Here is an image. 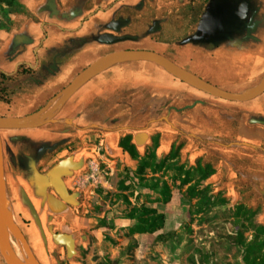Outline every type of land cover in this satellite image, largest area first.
Here are the masks:
<instances>
[{
  "label": "rangeland",
  "instance_id": "1",
  "mask_svg": "<svg viewBox=\"0 0 264 264\" xmlns=\"http://www.w3.org/2000/svg\"><path fill=\"white\" fill-rule=\"evenodd\" d=\"M165 1L168 3L148 4L134 18L132 27L138 24L141 40L151 36L179 44L195 34L201 17L195 24L192 13L206 0ZM32 15L23 0H0V31L16 28ZM250 21L245 20V24ZM245 24L219 41L241 32ZM206 42L202 43L210 44ZM254 60L260 61L259 57ZM232 70V77H245L254 83L260 69L258 62L253 65L251 77H243L239 69ZM35 73L10 84L12 101L0 102V116L11 113L13 98H23L30 88L26 80ZM213 98L229 105L244 104ZM239 112L223 118L226 123L221 122L215 137L189 134L165 121L159 125L147 111L134 118L127 113L116 117L114 112L112 119L100 126L75 125L71 119L40 127L34 136L42 141L40 146L34 144L32 149L29 144H20L21 149L31 152L22 164L25 174L13 180L14 168L8 165L7 215L20 227L28 245L14 226L7 228V240L22 258L29 259L30 250L41 264H264V144L239 137ZM64 114L65 110L57 118L64 119ZM144 127L151 134L139 147L133 130ZM34 130L2 129L1 134L9 146L12 133ZM128 134L137 147L133 157L120 146ZM65 158L79 163L64 177L74 203L63 200L49 178L50 170ZM156 180L167 182L169 199L161 193V185L157 189L146 185ZM16 183L34 200V212H20L14 207ZM41 184L47 189L46 196L52 194L60 204L49 206L44 214L37 196ZM147 208L164 213L163 227L154 232L133 231L136 217ZM56 234L67 235L71 247L57 242Z\"/></svg>",
  "mask_w": 264,
  "mask_h": 264
},
{
  "label": "crops",
  "instance_id": "2",
  "mask_svg": "<svg viewBox=\"0 0 264 264\" xmlns=\"http://www.w3.org/2000/svg\"><path fill=\"white\" fill-rule=\"evenodd\" d=\"M246 1L249 4L246 20L251 21L241 32L222 42L205 44L190 36L178 44L153 40L151 36L141 40L138 24L132 27L143 7L168 3L165 0H23L33 15L16 28L0 31V68L15 72L21 62H27L37 71L27 78L30 88L23 98H13L11 108L15 110L6 116L24 118L39 112L51 105L91 62L124 48L155 50L222 88L248 90L264 75V0ZM158 26L154 24L155 28ZM253 57H259L260 61L253 62ZM257 62L260 70L256 81L244 80V76H252L251 70ZM230 66L239 69L244 79L229 75L235 72ZM213 97L153 62L131 60L97 72L66 103L61 112L65 110L67 117L58 118L55 125L72 119L75 125L100 126L109 122L114 112L116 117L127 113L134 118L147 111L148 117L160 122L159 125L166 124L165 121L189 134L215 137L223 118L240 111L239 137L260 146L264 144V93L243 106L214 101ZM34 129L37 130L12 133L9 146L3 140L7 183L8 165L14 168L13 180L25 174L22 164L31 152L21 149L20 144L25 147L29 144L32 149L34 144H42L34 137L41 128ZM133 132L139 147L146 144L151 134L146 127ZM15 185L16 210L34 212V200L29 199L28 191L19 189L20 184ZM46 190L43 184L37 190L43 214L49 206L60 205L52 194L46 196ZM0 264H3L1 256Z\"/></svg>",
  "mask_w": 264,
  "mask_h": 264
},
{
  "label": "water",
  "instance_id": "3",
  "mask_svg": "<svg viewBox=\"0 0 264 264\" xmlns=\"http://www.w3.org/2000/svg\"><path fill=\"white\" fill-rule=\"evenodd\" d=\"M248 5L246 0H210L201 16L195 34L191 36L190 39L195 41L216 42L224 39L233 32L239 31L245 24ZM131 60L153 62L189 85L209 95L228 101L246 102L264 93V77L256 86L248 90L233 92L211 83L160 52L149 49H121L107 53L91 62L61 90L51 105L44 107L39 112L24 118L0 116V254L6 264H28V260L34 261L35 264L41 263L30 250H28L30 258H22L6 238L7 225L12 221L5 213L6 203L9 201V197L1 130L40 128L49 123L57 122V116L66 103L81 87L91 80L97 72ZM68 161H72L74 165L69 164ZM78 167V162L72 158H65L56 164L49 172L51 185L59 196L63 200L65 199V194L71 197V200L68 199L66 201L68 203H74L75 199L67 188L63 177L70 174L71 170L77 169ZM12 224L22 235L24 244L27 246L26 238L20 230V227L15 222H12ZM55 240L57 242L67 243L71 247L72 242L65 234H56Z\"/></svg>",
  "mask_w": 264,
  "mask_h": 264
},
{
  "label": "trees",
  "instance_id": "4",
  "mask_svg": "<svg viewBox=\"0 0 264 264\" xmlns=\"http://www.w3.org/2000/svg\"><path fill=\"white\" fill-rule=\"evenodd\" d=\"M209 0H206L203 4L196 7V10L192 13V22L197 24L205 7ZM36 68L28 64L27 62H21L18 66V69L15 72H6L0 68V102L10 103L12 101L9 93L8 87L10 84L20 76L32 75L36 72ZM120 146L125 152H128L132 157L135 156L137 147L133 142V136L131 134L126 135L121 141ZM146 185L152 189H157L161 185V193L166 196L167 199L171 196L170 187L167 182L156 180L154 182H147ZM136 217V216H132ZM137 223L133 227V231L145 233V232H154L159 228H162L165 222L164 213H158L156 209H148L145 212L136 217ZM98 225H102L100 222ZM20 254V253H19ZM21 255V254H20ZM1 256V254H0ZM22 256V255H21ZM2 258V256H1ZM2 261L5 263L4 259ZM6 264V263H5Z\"/></svg>",
  "mask_w": 264,
  "mask_h": 264
},
{
  "label": "bare ground",
  "instance_id": "5",
  "mask_svg": "<svg viewBox=\"0 0 264 264\" xmlns=\"http://www.w3.org/2000/svg\"><path fill=\"white\" fill-rule=\"evenodd\" d=\"M68 163L71 164V165H74V163H73L72 161H68ZM56 182H57V181H56ZM64 197H65L64 200H68V199L71 200V197H69L67 194H65ZM8 207H9V205H8V202H7V203H6V208H5V213H6V215H7V213H8ZM10 226H13V225L8 224V225H7V228H9ZM14 227H15V226H14ZM11 228H12V227H11ZM27 263H28V264H35V262L32 261V260H28Z\"/></svg>",
  "mask_w": 264,
  "mask_h": 264
},
{
  "label": "flooded vegetation",
  "instance_id": "6",
  "mask_svg": "<svg viewBox=\"0 0 264 264\" xmlns=\"http://www.w3.org/2000/svg\"><path fill=\"white\" fill-rule=\"evenodd\" d=\"M64 177H65V176H64ZM64 177H63V178H64ZM55 191H56V190H55Z\"/></svg>",
  "mask_w": 264,
  "mask_h": 264
},
{
  "label": "built area",
  "instance_id": "7",
  "mask_svg": "<svg viewBox=\"0 0 264 264\" xmlns=\"http://www.w3.org/2000/svg\"><path fill=\"white\" fill-rule=\"evenodd\" d=\"M103 143V142H102Z\"/></svg>",
  "mask_w": 264,
  "mask_h": 264
}]
</instances>
